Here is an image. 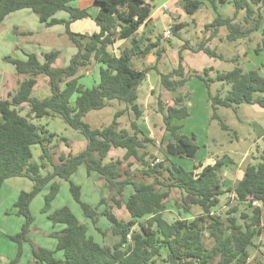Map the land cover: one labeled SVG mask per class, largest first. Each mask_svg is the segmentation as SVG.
Segmentation results:
<instances>
[{
	"label": "trees",
	"instance_id": "1",
	"mask_svg": "<svg viewBox=\"0 0 264 264\" xmlns=\"http://www.w3.org/2000/svg\"><path fill=\"white\" fill-rule=\"evenodd\" d=\"M73 1L76 0H0V26L12 13L28 9L37 15L43 25H65L69 39L77 50L69 65L58 68L53 67L59 57L57 51L43 54L44 61L36 53H25V60L10 56L5 58L17 73L27 79L8 98H0V190L6 180L14 177H27L34 183L33 190L22 192L15 204L18 214L26 217L27 222L22 232L13 239L20 242L26 238L31 221L30 203L47 186H50V192L45 198L44 212L51 210L59 193V184L54 180L60 178L70 183L74 199L93 224H97L101 217L107 219L110 224V231L107 232L115 241L108 244L105 239L107 232H103L104 244L97 242L89 235V227L70 208L62 207L51 212L49 219L55 225H64L62 230L54 233L56 251L63 252V259L56 258L55 251L36 247L32 251L33 261L38 264H249L254 239L263 231L264 149L247 166L242 180L232 189L225 188V158L217 159L213 165L200 167V171H197L199 167L187 170L171 159H194L199 149L195 136L180 134V126L174 124L175 119L185 120L190 115L182 96L175 98V105L168 108L159 102L165 129L172 136L168 142L162 140L165 159L142 151L151 139H140L141 131L135 123L132 124L133 134L119 128L121 112L115 114L110 125L93 129L84 121L85 116L91 111L104 109L110 101L124 103L137 118L143 116L138 102L139 88L147 79L148 72L157 70L165 49L160 37L153 42L138 33L152 14V0H94L98 8L96 15L89 9L69 6ZM208 1L217 15L212 23L205 26L206 31L211 32L210 39L216 37L221 28L227 30L226 38L230 42L246 40L251 33L259 30L258 26L243 29L240 23H235V19L241 11H245V20L248 21L256 13L254 6L258 7L257 13L262 19L260 11L264 0ZM230 3L235 8L234 17H224L219 7ZM203 5L201 0H183L182 3L189 14H194ZM61 11L68 13L69 18L58 19L56 15ZM89 18L95 21L99 32L81 34L71 31L74 22ZM180 26L172 25L171 32L176 37L179 36ZM188 44L185 43V50L224 59L223 54L208 47L206 42L197 48ZM254 49L256 53L263 51L264 39ZM152 53L157 56L155 65L144 70L133 68V58H144ZM183 61L180 53L179 67L168 74H159L161 85L165 90L174 92L188 81L187 75L195 74L209 88L215 82L230 86L224 96L219 92L211 95L212 118L219 120L225 130L230 128L219 117V107L236 110L240 105L249 104L264 108V76L258 70L245 71L243 64H236L233 70L217 72L214 77L210 76L212 69L205 70L203 74H186ZM93 63L99 65L100 79L98 84L88 88L80 83L84 76H78V73ZM39 77L48 79L52 92L44 99L33 96ZM24 104L29 106L25 116L21 114ZM55 116H61L70 127L81 131L88 141L87 147L78 155L60 156L61 164L53 163L49 149L55 134H49L45 128L32 122V119ZM34 145H41L43 158L53 163L52 173L43 176L41 166L31 162ZM117 149L125 151L124 157L109 158L111 151ZM130 159L141 166L135 167V162ZM81 166H85L88 175L96 174L104 181L105 188L112 194V201L119 207L126 189H132L125 203L130 215L128 221L120 220L106 206L103 195L95 208L82 199L81 186L71 180ZM173 189L185 194L182 208L186 214L194 206L199 207L202 214L194 219L166 220L163 214ZM233 192L237 201L227 215H212L220 205V198ZM102 205L105 208L99 212ZM239 212L240 217L237 215ZM240 219L243 221L240 222ZM207 240L212 241L211 246L206 243ZM256 264H264V261Z\"/></svg>",
	"mask_w": 264,
	"mask_h": 264
},
{
	"label": "rangeland",
	"instance_id": "2",
	"mask_svg": "<svg viewBox=\"0 0 264 264\" xmlns=\"http://www.w3.org/2000/svg\"><path fill=\"white\" fill-rule=\"evenodd\" d=\"M205 4L194 16L187 14L182 7L183 0L176 1L179 5L172 6L173 3L170 0H153L155 9L159 6L162 7L164 2L170 5V12L173 11L177 22L181 28L179 29V36H175L171 33L168 41L169 43L168 53L161 59L157 70L152 69L149 72V77L142 83L139 88L141 108L143 116L141 120L148 122L150 126V132L156 141V145H149L150 151H154L155 157L162 158V153L159 150V146H164L162 140L169 141L172 136L168 133V136L162 138V134L165 132V124L163 116L160 112L159 102L163 103V107L168 108L174 106V99L177 97L184 98V104L187 106L190 116L185 120H174V124L180 126V134L188 137L195 136L196 144L199 147L196 157L194 159L180 160L179 164L185 169L191 170L195 165L207 161L209 163L219 158H225V160L231 158L232 163H240V158L244 156L246 152H251L252 155H258L256 150V142L259 141V131L255 127V121L260 118H264V109L256 105L243 104L238 106L236 110L231 108L219 107L217 113L219 117L225 122L230 130H225L220 121L213 119V108L211 106V95H215L218 92L223 96L226 94L230 86L223 85L222 83L215 82L211 84L209 88L202 80L197 76L187 75L188 81L180 86L176 91L170 92L163 88L160 81L159 74H168L179 67V54L181 53L184 61L183 66L186 74L197 72L203 74L205 70H211L210 76H216L217 72L231 71L235 68L236 64H240L245 71L264 69V49L260 53L255 52V47L260 45L264 39V8H261L259 19L258 7L254 6L255 14H252L248 21L245 20V11L237 16L240 20V24L243 29H251L258 26L259 30L249 35L251 42L246 40L239 41L243 44L241 50V57H238L237 50L238 44L235 42H229L227 40V30L221 28L216 37L211 38V32L206 31L205 20L203 19L199 23V19L205 15L206 7L213 13V21L217 16L211 7L208 0H202ZM87 2L91 6L90 0H76L69 3V6L73 8H79L81 4ZM173 7V8H172ZM229 9L231 11L229 16H233L234 8L227 5L220 9L221 14L226 13ZM97 11V8H93L92 12ZM57 18L68 19L69 14L61 11L57 13ZM237 19L236 22L237 23ZM212 21V22H213ZM263 21V24H262ZM258 23V24H257ZM208 25V24H207ZM165 25H159L158 29L163 32ZM97 29V25L94 20H79L71 26V31L74 33H91ZM167 29L172 31V24L167 23ZM22 32H30V34H22ZM210 39L209 42H207ZM188 42L189 46L197 48L201 43L206 42L207 46L216 50L218 53L223 54L224 59L219 60L207 56L203 52H192L189 49H184L185 43ZM126 46V45H124ZM263 46V45H262ZM252 58L247 56L251 54ZM53 51L59 52V57L53 64V67H65L70 64L71 58L76 53V48L72 44L67 34V28L65 25H56L48 27L39 22L38 17L31 10H20L12 13L8 16L0 26V71L6 70L7 77H11L16 73L12 64H9L5 57H12L15 59H26L25 53H36L41 56L44 61L43 54ZM247 52V54H245ZM239 58V59H237ZM157 56L155 54L149 55L144 58H133L132 66L136 70H143L156 64ZM238 60L237 63L234 60ZM257 67V69H252ZM188 69V71H187ZM264 73V72H263ZM78 75H82L85 78L81 79L80 83L84 84L88 88H91L98 84L100 79L99 65L93 63L86 68L79 71ZM264 76V75H263ZM22 77V76H21ZM24 77V76H23ZM14 82V79H13ZM13 85V84H11ZM150 86H153V90L148 94ZM12 86L6 83H2L0 86V94L4 98L8 95V90ZM147 92V93H146ZM51 89L49 81L46 77H39L36 88L33 91V96L38 99H44L51 95ZM29 112V106L25 104L21 108V114L26 115ZM117 112L123 113L118 118L121 127L130 126L129 109L125 104L118 101H110L108 106L102 110L91 111L85 116L84 121L88 123L93 129L103 128L112 123L114 116ZM131 115L134 118L133 112ZM32 122L40 128H45L49 134H55L54 141L49 144V149L53 155V163L61 164L62 155H78L87 147V139L81 131L70 127L61 116L44 117L41 119H32ZM167 135V134H166ZM171 136V138L169 137ZM170 139H168V138ZM167 142H164L165 144ZM264 148V138H262L258 144L257 149ZM256 150V152H255ZM33 156L32 163H37L41 166L40 173L45 176L52 173L54 165L49 159L43 158V149L41 145L32 146ZM125 151L122 149L112 150V156L115 158H123ZM261 153V152H260ZM229 157V158H226ZM233 158V159H232ZM236 158H239L236 159ZM180 159V158H178ZM254 159V157H253ZM251 159V161L253 160ZM136 166H141L140 163L134 161ZM133 162V163H134ZM231 162H229V165ZM233 166V165H231ZM139 169V168H138ZM231 169L228 172L223 173V177L228 181H236V177L229 179ZM96 174L88 176L85 166L79 167L77 172L72 176L71 180L82 188V199L94 208L100 203L101 196L103 195L106 200V206L123 221H128L130 215L126 209L125 203L132 190L127 188L124 196L120 198L121 206H117L112 201V194L104 187L102 180H96ZM59 184V193L52 203L51 210L44 212L45 198L50 192V186H47L41 193L34 197L29 206L30 212V225L29 232L26 238L17 242L13 238L22 232L23 226L27 222V218L18 214V209L15 204L22 192H30L33 190L34 183L27 177H14L6 180L0 190V264H37L33 261V250L36 247L45 248L51 251H55V256L58 259H63V252L57 250V241L54 237V233L62 230L64 225H55L50 219L51 212L62 208L68 207L76 215V217L89 229V235L99 242L104 244L103 232L110 231V224L105 217H101L97 224H93L91 219L87 218L81 208V206L74 199L71 190L70 183L66 180L56 178ZM94 181L98 182L97 187L101 189V193L97 192ZM102 194V195H101ZM185 194L179 189H173L166 205L167 210L164 213L165 218L168 221H174L178 218L190 219L191 216L187 215L183 211V199ZM235 205V201L229 198V195H225L221 198L219 207L216 209L217 214L222 217L227 215V211L231 206ZM105 208L104 205L100 206L98 211L101 212ZM244 208V207H242ZM192 212L197 215L200 213L198 208H191ZM240 217V212L237 214ZM240 222L243 220L240 219ZM96 227L98 230H96ZM101 229V231H100ZM107 243H113L114 237L110 232L106 233ZM260 244L259 247L264 248V233L263 237L257 240ZM206 243L211 246L212 241L207 240ZM252 255H256L250 264L257 262V259H264L262 252H259L254 248ZM264 252V250H263ZM14 261V262H13ZM157 264H163L158 262ZM216 264V262H215Z\"/></svg>",
	"mask_w": 264,
	"mask_h": 264
},
{
	"label": "crops",
	"instance_id": "3",
	"mask_svg": "<svg viewBox=\"0 0 264 264\" xmlns=\"http://www.w3.org/2000/svg\"><path fill=\"white\" fill-rule=\"evenodd\" d=\"M148 1H150V0H148ZM176 1H179V0H170V2L171 3H173V5L172 6H178L179 5V3H176ZM202 1V0H201ZM233 1V0H232ZM90 2L92 3V5L91 6H88L89 4L87 3V2H85V3H83V4H81V6H80V9H89V10H91L92 11V9L93 8H95L96 6H95V4H94V0H90ZM151 2H153V0L151 1ZM205 4V3H204ZM152 5H153V11H152V14H151V16H150V18L148 19V21L145 23V24H143L142 25V27L140 28V30H139V35H144L145 37H147V38H149V39H151V41H156L157 40V38L158 37H160L161 38V44H162V47L165 49V53H164V55H166L167 53H168V46H169V43L171 44V42L172 41H168L169 39L168 38H170V36H171V34H170V36H165V32H167V31H170V30H168L167 29V23H171L172 25H175V24H177V25H179V23L177 22V18L175 17V15H174V13H173V11H171L170 12V5H168L167 4V2H164L163 4H162V7H158L157 9H155V5H154V3H152ZM227 5H230V6H232L233 8H234V6H233V4L232 3H230V4H226V5H223V6H220L219 7V12H220V9H222L223 7H225V6H227ZM97 8V7H96ZM173 8V7H172ZM264 8V7H263ZM235 9V8H234ZM206 10H209V11H206L205 12V15H203L202 16V18L201 19H199L198 21H199V23H201V21L204 19L205 20V24L207 25V24H210V23H212V19H213V13L211 12V10L210 9H208L207 7H206ZM97 11H98V8H97ZM97 11H95L94 13H93V15H96V13H97ZM235 11V10H234ZM264 11V10H263ZM231 11H229V9L226 11V13H224V14H222L224 17H231V16H229V13H230ZM242 12H244V11H241L239 14H241ZM187 13V12H186ZM196 13H199V10L197 11V12H195L194 13V15L196 14ZM221 13V12H220ZM187 14H189V13H187ZM234 14H235V12H234ZM234 14H233V12H232V17H234ZM246 14V13H245ZM190 15H193V14H190ZM193 15V16H194ZM264 15V14H263ZM10 16V15H9ZM264 18V17H263ZM58 19H60V18H58ZM236 19H237V17H236ZM236 19H235V22H236ZM88 20H93V19H88ZM240 20L241 19H237V23H240ZM264 21V20H263ZM263 21H262V24H263ZM75 23V22H74ZM73 23V24H74ZM72 24V25H73ZM161 24H163V25H165V28H164V30H163V32H161L159 29H158V27H159V25H161ZM71 25V26H72ZM95 32H99V27L97 26V29L94 31V32H91V33H89V34H93V33H95ZM171 32V31H170ZM26 33H30V32H26ZM172 33V32H171ZM175 37V36H174ZM180 37V36H179ZM226 41H228V40H226ZM230 42V41H229ZM235 43H237L238 44V49H236L237 50V53H238V57H241V50H242V47H243V44L242 43H240V42H235ZM26 53H28V52H26ZM152 54H154V53H152ZM151 54V55H152ZM245 54H247V52L245 53ZM163 55V56H164ZM247 56H249V58L251 57L252 58V50H251V54H247ZM148 57V56H147ZM6 58V57H5ZM163 58V57H162ZM25 60V59H24ZM40 60L41 61H43L42 60V58H41V56H40ZM160 63V62H159ZM10 64V63H9ZM159 65V64H158ZM262 66H264V64H262ZM15 68V67H14ZM252 69H257V67H255V68H252ZM144 70V69H143ZM16 71V70H15ZM187 71H188V69H187ZM258 71L262 74V75H264V69H258ZM150 72V71H149ZM149 72H148V74H147V77H149ZM22 76V77H21ZM24 75H20L19 73H14L13 75H11V77H7V71L6 70H2V71H0V86H1V84L2 83H6L7 82V84L8 85H10V86H12V88L10 89V90H8V95H7V97L6 98H8L9 97V95L11 94V93H15L18 89H19V84L22 82V81H24V80H26L27 79V77L26 76H24ZM78 76H81V75H78ZM85 78V77H84ZM13 79H14V82H13ZM11 84H13V85H11ZM153 86H150V88H149V90H148V94L150 95L151 93V91L153 90ZM147 93V92H146ZM0 98H4V96H2L1 94H0ZM139 99H140V94H139ZM139 102V101H138ZM124 104V103H123ZM25 105V104H24ZM23 105V106H24ZM139 105L141 106V103H139ZM23 106H22V108H23ZM256 106H258V105H256ZM260 107V106H259ZM261 108V107H260ZM142 109V108H141ZM262 109H264V108H262ZM131 113H132V111L129 109V115H130V126L129 127H121V125H120V121L118 120V122H119V128L120 129H126V130H128L131 134H133L134 133V129H133V127H132V124L133 123H135L136 125H137V127L139 128V130L141 131V134H139V138L140 139H143L144 137H148V138H150L151 139V142H148V143H146L145 144V148L142 150V151H145V152H147V153H149L150 155H153V156H155V153H154V151H150V149L148 148L149 147V145H156V141H155V139L153 138V135H152V133L150 132V126L148 125V122H143L144 120L142 119V117H140V118H137L135 115H134V118H133V116L131 115ZM134 114V113H133ZM190 114V113H189ZM122 115H123V113H122ZM121 115V116H122ZM120 116V117H121ZM190 116V115H189ZM187 119V118H186ZM141 120H143V121H141ZM255 127H256V129L259 131V141L258 142H256V145L255 146H257L258 147V144H259V142H260V140L262 139V138H264V118H260L258 121H255ZM180 130V129H179ZM180 133V132H179ZM167 134V135H166ZM169 134H168V132L165 130V132H164V134H162V138H164L165 136H168ZM170 138H171V136H169ZM168 138V137H167ZM170 138H168V139H170ZM170 140H172V138L170 139ZM257 147H256V150H257V152H258V155L256 156H254V155H252L251 156V152H253V150L252 151H250V152H246L245 154H244V156L243 157H241L240 159V163L237 165V164H235L234 162L232 163V161L233 160H231V158H229V157H226V158H229V159H227V160H225V166H224V172H228V170L229 169H231V174L229 175V179H233L232 177H236V181H228L227 182V178H224V180H225V183H226V185H225V188H228V187H232V189H234V188H236L237 187V185H238V183L242 180V178H243V176H244V174H245V171H246V168H247V166L251 163V162H253L254 161V159L255 158H258L259 157V155H260V152H262L261 150H260V148H258L257 149ZM264 149V148H263ZM262 149V150H263ZM159 150H160V152L162 153V158H159V159H165V157H166V151H165V148H164V146H159ZM256 150H255V152H256ZM142 151H141V153H142ZM125 154V153H124ZM253 157H254V159H253ZM109 158H115V157H113L112 156V151H111V153H110V156H109ZM157 158V157H156ZM115 159H117V158H115ZM171 159L173 160V161H176L177 163H179L180 162V160H183V159H178V158H175V157H171ZM233 159V158H232ZM236 159H238L239 160V158H236ZM251 159H253L252 161H251ZM217 160V159H216ZM216 160H213V161H211V162H209V163H206L207 161H203V163H199L198 165H195L191 170H196L198 167H199V170H197V171H200V167H206V166H208V165H213L215 162H216ZM129 161H133L134 162V159H130ZM229 162H231V164L229 165ZM231 165H233V166H231ZM189 170V169H188ZM88 176H93V174H91V175H88ZM96 176V175H95ZM96 180L98 181L99 180V177L98 176H96ZM103 183H104V181H103ZM94 184H95V187H96V190H97V192H100L101 193V189L99 188V186L97 187V185L96 184H98V182H96V181H94ZM105 187V186H104ZM129 189H131L130 187H128ZM127 190V189H126ZM132 190V189H131ZM132 194V193H131ZM130 194V195H131ZM102 195V194H101ZM129 195V196H130ZM225 195H227V194H225ZM225 195H223V196H225ZM222 196V197H223ZM102 197V196H101ZM221 197V198H222ZM221 198H220V201H221ZM128 199V198H127ZM127 201V200H126ZM166 207H167V205H166ZM198 208L199 210H200V213L199 214H197V215H195L193 212H192V210L190 211V213L189 214H187V215H189V216H191V218L190 219H194L195 217H197V216H199V215H201L202 214V210L199 208V207H197V206H194L193 208ZM167 210V209H166ZM166 212V211H165ZM164 212V213H165ZM164 215V214H163ZM164 218H165V215H164ZM166 219V218H165ZM167 220V219H166ZM169 222H171V221H169ZM173 222V221H172ZM263 231H262V234L260 235V236H257L255 239H254V247L253 248H251V250H250V252H251V257H250V259H249V264L252 262V260H253V258L256 256V255H252V250L254 249V248H256V250L257 251H259V252H262L261 253V255H263V257H264V252H263V250H264V248L261 246V247H259V242L257 241L258 240V238H260V240H261V238L263 237V233H264V223H263ZM260 260H263L264 261V259H262V258H260V259H257V262L258 261H260ZM35 262V261H34ZM256 262V263H257ZM256 263H254V264H256ZM38 264V263H37Z\"/></svg>",
	"mask_w": 264,
	"mask_h": 264
},
{
	"label": "built area",
	"instance_id": "4",
	"mask_svg": "<svg viewBox=\"0 0 264 264\" xmlns=\"http://www.w3.org/2000/svg\"><path fill=\"white\" fill-rule=\"evenodd\" d=\"M171 32L170 31H167L165 32V36H170ZM229 195V198L232 199L233 201H237V198H236V194L233 192V193H230L228 194ZM254 205H258L257 202H254L253 203ZM217 212L216 210L214 212H212V215H215Z\"/></svg>",
	"mask_w": 264,
	"mask_h": 264
}]
</instances>
